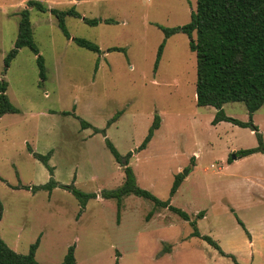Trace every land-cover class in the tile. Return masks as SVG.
<instances>
[{"label": "rangeland", "instance_id": "obj_1", "mask_svg": "<svg viewBox=\"0 0 264 264\" xmlns=\"http://www.w3.org/2000/svg\"><path fill=\"white\" fill-rule=\"evenodd\" d=\"M36 1L49 9L75 7L83 18L102 22L91 26L68 17L67 39L51 13L29 9L47 70L43 81L29 48H22L5 71L27 0H0V81L8 83L6 94L19 110L0 119V236L6 244L28 254L39 240L40 264H61L71 246L76 264H264V196L240 178L258 170L259 161L232 167L226 161L231 149L257 145L256 134L250 128L230 129V123L215 127L217 110L197 105V57L186 34L167 39L155 70L165 40L159 26L188 24L197 0ZM75 38L96 43L101 53L79 47ZM114 47L126 53L109 52ZM223 109L229 117L250 120L244 103ZM156 115L161 126L139 151ZM254 115L264 135V106ZM81 121L106 130V137L82 129ZM106 139L121 156L133 153L130 166L139 186L161 201L170 200L175 177L189 171L171 205L192 221L204 211L206 217L197 220L199 232L233 258L193 237L194 227L170 210L153 212L150 200L128 196L118 214L117 201L101 197L125 180ZM31 150L52 152L49 165L59 186L51 193L23 188L45 185L52 177ZM63 186L98 196L79 215L78 199Z\"/></svg>", "mask_w": 264, "mask_h": 264}, {"label": "trees", "instance_id": "obj_2", "mask_svg": "<svg viewBox=\"0 0 264 264\" xmlns=\"http://www.w3.org/2000/svg\"><path fill=\"white\" fill-rule=\"evenodd\" d=\"M27 8L23 9L19 16L18 37L14 48L6 56L4 64L5 71L9 69L13 60L17 57L22 48H29L36 56L43 81L46 77L45 60L40 55L39 48L34 40V32L30 18L29 9H37L42 13H51L57 20L58 27L67 39H71V34L66 25L68 17L82 19L86 24L97 26L102 21L100 19H89L72 7L67 10L49 9L42 2L36 0H27ZM106 24L112 23L111 20H105ZM165 33V40L160 45L155 70L158 69L164 47L168 38L177 33H184L190 39L189 47L197 57V83L196 99L200 107H214L217 110L212 125L220 122H228L241 128H250L258 139V146L255 148L241 150L237 152L238 156L247 157L252 154H264L263 135L258 126L253 122L254 114L264 106V0H197L196 11L191 15V21L180 27L166 28L159 26ZM196 33V40H192ZM73 41L79 46L95 53H101L99 45L83 38H75ZM110 51H119L126 53L125 48L114 47ZM8 83L0 81V119L5 114L18 113L19 110L11 103L6 92ZM231 102L244 103L250 120L243 122L226 115L223 106ZM70 113H64L69 115ZM121 116L117 113L107 124L110 127ZM82 129L93 128L95 133H103L106 137V130L94 128L90 123L81 121ZM161 126V119L158 115L149 129L148 135L139 148V151L146 149L151 142L154 134ZM107 147L113 154L115 160L120 166L124 167L125 180L122 186L114 190H104L101 197L107 200H116L118 204V214L121 212L124 199L135 195L154 203L153 212L159 209H168L185 222H189L194 227L193 237L200 238L216 249L221 255H227L220 245L211 237L203 236L198 230L197 220L205 216L202 211L197 215L196 220L192 221L188 213L180 208L171 205V199L176 195L181 184L184 181V175L178 174L175 177L170 191V200L161 201L148 190L141 188L138 184L130 161L133 153L121 156L109 139H106ZM33 156L41 161L51 173L50 181L42 186L33 188L23 187L25 189L37 192L46 190L50 193L59 186L53 179L54 168L49 165L52 152L47 155H41L31 150ZM229 162L232 158L229 157ZM78 199L81 209L79 215H82L91 199H96V193H85L79 189L69 186H63ZM153 214V213H151ZM244 229V224L239 221ZM39 246V240L31 246L28 254H18L12 250L0 236V264H40L36 260V251ZM61 264H76L75 247L71 246Z\"/></svg>", "mask_w": 264, "mask_h": 264}, {"label": "crops", "instance_id": "obj_3", "mask_svg": "<svg viewBox=\"0 0 264 264\" xmlns=\"http://www.w3.org/2000/svg\"><path fill=\"white\" fill-rule=\"evenodd\" d=\"M254 116H253V118H254ZM253 122H254V120H253ZM226 123H228V122H220L219 124L215 125V127H222ZM238 127L239 126H236L234 124H231L230 129H234V128H237L238 129ZM239 128H241V127H239ZM258 128H259V126H258ZM243 129H245V128H243ZM259 130H260V128H259ZM263 137H264V135H263ZM257 146H258V144L257 145H252L251 147L241 148V149L240 148H233V149L230 150V152L234 151V152L237 153L238 151L255 148ZM249 160L250 161L251 160H257V161H259V168H258V170H255L254 172H251V173L248 172V173L244 174L243 176H240V178L242 179V181L244 182V184L247 187H249V186L254 187L256 189L255 192H257L261 196H264V172H261V169H264V154H262V153H256V154H252V155L247 156V157H241L240 159H237V160H232V162H229L228 159L226 161L228 163V167H232L233 165H235L234 163H236L238 161H239L238 163H240L241 161L245 162V161H249ZM205 217L206 216H204V218ZM196 218H197V216H196Z\"/></svg>", "mask_w": 264, "mask_h": 264}, {"label": "water", "instance_id": "obj_4", "mask_svg": "<svg viewBox=\"0 0 264 264\" xmlns=\"http://www.w3.org/2000/svg\"><path fill=\"white\" fill-rule=\"evenodd\" d=\"M231 158H232V160H237V159H240L241 156H238L236 152H233L232 155H231ZM188 173H189V171H185L184 175L187 176Z\"/></svg>", "mask_w": 264, "mask_h": 264}]
</instances>
